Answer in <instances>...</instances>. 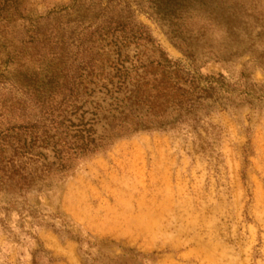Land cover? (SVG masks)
Segmentation results:
<instances>
[{
	"label": "rangeland",
	"instance_id": "obj_1",
	"mask_svg": "<svg viewBox=\"0 0 264 264\" xmlns=\"http://www.w3.org/2000/svg\"><path fill=\"white\" fill-rule=\"evenodd\" d=\"M21 1L28 20L0 28V122L49 72L41 48L21 43L26 31L60 11L39 28L77 38L109 0ZM120 1L177 62L193 108L116 140L59 182L2 199L0 264H264V0ZM137 37L114 39L121 56L109 59L131 68ZM112 42L97 39L100 59ZM140 44L146 60L151 42Z\"/></svg>",
	"mask_w": 264,
	"mask_h": 264
},
{
	"label": "trees",
	"instance_id": "obj_2",
	"mask_svg": "<svg viewBox=\"0 0 264 264\" xmlns=\"http://www.w3.org/2000/svg\"><path fill=\"white\" fill-rule=\"evenodd\" d=\"M118 1L113 4L114 0H109L100 9L98 22L82 30L77 38L61 28L51 32L39 28L42 20L60 11L39 17L37 26L26 31L29 34L21 43L41 48L40 58L48 64L49 72L41 77L39 87L25 90L18 104H10L1 114L0 203L11 192L23 198L65 179L80 161L106 150L120 138L173 126L193 108L188 106L189 100L184 102L188 93L181 84L177 62L152 42L147 28L133 24L129 5ZM27 20L21 0H0V28H13ZM131 29L138 35L137 60L126 68V61H112L109 55L121 56L122 46L116 40L125 44ZM98 38L102 43L115 42L114 50L105 55L106 48L100 47L104 59L95 53V47L102 44H95ZM142 39L151 42V57L146 60L141 59L145 46L140 44ZM108 67L115 75H97V81L92 77L96 72L105 73ZM128 76L131 89L123 88L128 85ZM92 85L104 87L109 94L100 98V92L89 89ZM80 98L85 102H77Z\"/></svg>",
	"mask_w": 264,
	"mask_h": 264
}]
</instances>
